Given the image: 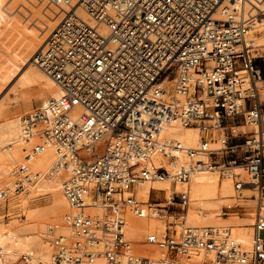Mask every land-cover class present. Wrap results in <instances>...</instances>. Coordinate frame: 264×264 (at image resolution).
<instances>
[{"label":"built area","instance_id":"2783aa9c","mask_svg":"<svg viewBox=\"0 0 264 264\" xmlns=\"http://www.w3.org/2000/svg\"><path fill=\"white\" fill-rule=\"evenodd\" d=\"M44 1L65 11L38 55L40 67L63 95L49 98L20 121L26 137L55 146L59 157L51 171L66 170L63 191L71 208L66 221L73 234L71 239L55 236L51 264H86L96 256L106 264H173L200 252L211 256L205 264H264V74L247 41L252 20L231 10L236 1H252ZM79 7L89 20L77 14ZM173 122L200 126L203 135L198 148L187 151L189 165L171 175L154 166L152 155L170 156L173 148H181L160 138ZM241 124L253 129L235 133L233 126ZM213 130L218 150L209 147ZM205 155L211 159L201 158ZM236 165L246 167L247 176L234 172ZM214 168L232 178L235 198L255 202L222 208L223 216L252 214L249 251L228 227L187 225L188 191L164 199L166 208L159 206L162 201H151L152 193L146 202L136 194L143 182L172 178L187 183L191 173ZM172 206L179 213L168 222V234L146 240L162 256L130 254L127 213L172 217Z\"/></svg>","mask_w":264,"mask_h":264},{"label":"bare ground","instance_id":"6f19581e","mask_svg":"<svg viewBox=\"0 0 264 264\" xmlns=\"http://www.w3.org/2000/svg\"><path fill=\"white\" fill-rule=\"evenodd\" d=\"M251 1L252 3L236 1L231 5V10L238 17L252 20L247 41L253 46V54L256 52L259 55L264 53V0ZM22 2L23 6L28 5L36 9L38 23L37 27L31 31L30 37L25 35L28 40L25 41L24 36L25 43L22 49L23 43L19 41L21 46L18 54L20 55L16 53L9 62L0 65V95L9 86V91L7 90V93L4 91L5 97L2 95L3 98L0 99V204L7 199L11 200L14 193L17 195L18 183H22V188L25 189L22 195L25 196L21 198L19 196L20 199L16 205H19L25 212L26 222L24 224L17 223V221L12 224H0V264H51L55 236L61 235L71 239L73 234L72 228L66 221V215L71 211L63 191L64 180L67 176L66 170L60 168L56 172L51 171L59 157L55 146L43 145L37 136L26 137L22 131L20 118L24 112L30 113L31 103L35 99L59 98L63 95V91L56 82L40 67L38 55L51 34L62 22L65 11L48 5L44 0H22ZM77 14L89 20L85 10L81 7L77 9ZM257 15L262 16L259 18ZM217 18L223 19L219 15ZM101 29L106 31L105 27ZM18 38L16 37L17 41ZM166 85L172 86L173 82H166ZM8 99L12 101L7 103ZM241 128H248L249 131L243 132ZM233 129L235 133L247 134L253 126L241 124L233 126ZM212 132L215 137L211 140L209 147L211 150H218L221 145L217 139V131ZM202 135L203 131L200 126L185 127L179 122L165 125L160 138L163 141L173 142L174 146L179 144L181 148H173L170 156L155 152L152 155V163L156 167L166 168L171 175L176 174L181 167L189 165L192 158L187 151L198 148ZM101 143H98L96 147H99ZM41 145L43 148H39ZM171 156H176V158H171ZM201 158L211 159L209 155L201 156ZM233 171L238 174L242 171L243 177L248 173L243 165L234 166ZM35 176H38V179L32 182ZM153 190L167 194L164 199H170L175 192L188 191L190 204L184 214L187 225L228 227L230 234L241 244L243 250H251L253 244L251 225L254 223L252 214L249 213L250 218L247 220L238 218L239 214L235 213H232V218L225 219L222 217L221 208L229 201L234 204L242 201L240 203L248 207L254 206L255 202L253 200L244 202L235 198L236 191L232 178L221 175L220 169L193 172L187 183H174L172 178L143 182L137 185L136 194L140 200L146 202ZM41 193L50 195L48 205L32 207V196ZM245 194L251 196L254 193L245 191ZM159 206L166 208L168 203L163 201ZM168 218L166 212L164 215L158 213L154 216H135L127 213L126 236L131 243L129 253L159 259L162 256V250L160 251L156 245L149 244L145 237L155 234L161 238L168 234ZM175 222L176 228L179 229L181 219ZM210 258L211 256L200 252L192 254L191 257H180L173 264H205ZM86 264H106V260L102 256H96Z\"/></svg>","mask_w":264,"mask_h":264},{"label":"rangeland","instance_id":"374dc122","mask_svg":"<svg viewBox=\"0 0 264 264\" xmlns=\"http://www.w3.org/2000/svg\"><path fill=\"white\" fill-rule=\"evenodd\" d=\"M22 3H23L22 0H0V65L2 63L9 62L16 53L18 54V51L20 52L19 47L21 46V44L23 43L21 46V49H22L25 41L28 40V37L31 36V31L34 29V27L35 28L37 27L36 24L38 23L37 22L38 14L36 13V9L34 7H31V6L29 7L28 5L23 6ZM20 4L22 5L21 7H20ZM12 7L14 8V10ZM2 12H3V14H2ZM12 28H15V29H12ZM25 35H28L27 39H26ZM19 36H20V38H18ZM22 36H23V38H21ZM24 36H25V41L23 40ZM16 37L19 39L18 41H17ZM20 39H22L23 41ZM19 41L21 42V44ZM18 55H20V54H18ZM254 56L257 58L256 59L257 60L256 65L259 66V68L262 70V73L264 74V53L258 55L255 52ZM18 64H21V63L19 62ZM22 66H23V64H22ZM8 89H9V86L4 89L5 93H7L9 91ZM4 91L1 93L0 99L3 98L2 97L3 94L6 95L4 93ZM48 98L49 97H43V98L35 99L31 103L32 109L29 112H32L35 108L40 107ZM11 101H12L11 99L10 100L8 99L7 103H9ZM25 113H28V112H24L23 114H25ZM241 130L243 132L249 131L248 128H241ZM216 135H217V133H216ZM102 150H103V146H99L96 149V151L98 153L101 152ZM214 159H217L216 156H214ZM223 163H224V161L221 162V164H223ZM236 166H239V165H236ZM217 169H219V168H217ZM240 173L244 174L242 171H240ZM221 175H222V173H221ZM18 180H19V177H18ZM19 184H22V183H18V186H19ZM23 192H25V189L21 188V190H19V192L17 191V195L15 193L14 194L12 193L13 195H12L11 200L7 199V200L1 202V204H0L1 205L0 206V224H10V223L12 224L16 221H17V223L24 224L26 222L25 212L23 211V209H21V207H19V205H16L18 200L21 197L25 196L24 194L22 195ZM166 195L167 194H165L164 192L154 191V192H152V195H151V201L154 202V200H157V201L163 202V201H165L164 197ZM19 196H20V198H19ZM49 197H50V195H48L46 193H41V194H38L36 196H32V199H33L32 207L47 206L49 203V200H50ZM13 198H16V199H14V200H16L15 201L16 203L14 202ZM236 203H240V202H236ZM233 204H234L233 202L229 201L225 205H233ZM13 205H14V207H13ZM222 208H221V212H222ZM170 213H172V217L168 218V222L174 221L173 216H175L176 214L179 213L178 207L172 206ZM222 217L225 219L232 218V214L229 216H223L222 215ZM237 217L240 219L247 220L248 218H250V214L249 215H237ZM145 240H147V236L145 237ZM22 261H24V260L22 259Z\"/></svg>","mask_w":264,"mask_h":264}]
</instances>
